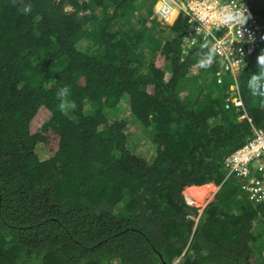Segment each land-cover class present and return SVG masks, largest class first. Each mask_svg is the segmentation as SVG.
Wrapping results in <instances>:
<instances>
[{"label":"trees","instance_id":"trees-1","mask_svg":"<svg viewBox=\"0 0 264 264\" xmlns=\"http://www.w3.org/2000/svg\"><path fill=\"white\" fill-rule=\"evenodd\" d=\"M239 1L259 40L221 78L214 56L199 66L209 51L183 48L184 13L151 20L157 0H0V264H264V204L227 163L264 129L246 87L264 0ZM208 184L200 214L183 192Z\"/></svg>","mask_w":264,"mask_h":264},{"label":"built area","instance_id":"built-area-1","mask_svg":"<svg viewBox=\"0 0 264 264\" xmlns=\"http://www.w3.org/2000/svg\"><path fill=\"white\" fill-rule=\"evenodd\" d=\"M158 4L157 17L163 22L170 21L178 10L183 11L190 27L185 43L210 47L234 77L259 40V27L246 3L239 0H160ZM238 13L247 18L245 23L229 19ZM232 104L237 111L244 107L240 94L232 97ZM227 163L232 177L245 179L242 189L251 200L264 204V130H255ZM257 172L261 175L257 176Z\"/></svg>","mask_w":264,"mask_h":264},{"label":"clouds","instance_id":"clouds-1","mask_svg":"<svg viewBox=\"0 0 264 264\" xmlns=\"http://www.w3.org/2000/svg\"><path fill=\"white\" fill-rule=\"evenodd\" d=\"M159 1L160 0H157V2L155 3V5L153 7V15H152L151 20H155L157 23H160L162 25H173L176 22V20L179 18L180 14L184 13V12L181 11V10H178L177 13L174 14L173 18L170 21H168V22L160 21L158 19V17H157V13H156L157 9H158ZM26 11L30 12L31 11V7L26 9ZM229 19L230 20H236L239 23H245L247 18H245L243 16V13H238V14H236L234 16H230ZM182 41L184 42L183 43V48H190V47L200 48V47H202L201 44L195 45V46H191V45L186 44L185 43V38H183ZM201 49L202 50H207L206 52L209 51V53H208L206 58L204 57V58H202L199 61V66L203 67V68L209 67L211 65V63H212V59H213V56H214L216 60H220L218 62V64H216V65H218L219 69L215 73V75L216 76L219 75L218 77L223 78L224 74H226L224 71H226V70L221 65L222 64L221 59L214 53V51L210 47L201 48ZM257 67L259 68L258 73H254V74L251 75L250 79H248V81L246 82V87L248 88L250 94L253 97H258L259 98L260 106L262 108H264V53H261L257 57ZM56 96H57V99L60 101V103L58 105V108H59V110L62 113H66L69 110H75L77 108L76 102L73 101V100H69L68 99V97L70 96V88L68 86H64L62 88H59L57 90ZM239 111H243V108L240 109ZM241 117H240L241 120L244 119V118H241ZM232 178L235 179L238 182L236 177H232ZM189 205H191V204H189Z\"/></svg>","mask_w":264,"mask_h":264},{"label":"rangeland","instance_id":"rangeland-1","mask_svg":"<svg viewBox=\"0 0 264 264\" xmlns=\"http://www.w3.org/2000/svg\"><path fill=\"white\" fill-rule=\"evenodd\" d=\"M152 18V17H151ZM174 20V19H173ZM172 20V21H173ZM225 77H227V74H225ZM121 114H126V112L125 111H121ZM132 119H134V118H132ZM129 121L130 122H132V120H131V118H129ZM130 126H133V125H130ZM129 134H131V138H132V141L131 142H128V146H129V149H133V146H134V141L135 140H137V137H138V133H137V128L136 127H132L131 128V130H130V132H129ZM133 135H134V137L135 138H133ZM145 142H147V140H145V139H143L142 140V142H141V144H145ZM148 145V144H147ZM132 151V150H131ZM150 151V150H149ZM153 153H151V152H149V153H146L145 154V157H147V158H152L153 157ZM205 187H207L208 188V190H209V192L206 194V196H205V198L204 199H202V201H201V203L199 204V205H195V203H193V201L192 200H189V198H190V196H189V194H190V187H198V186H190V187H186L185 189H184V192H183V194H184V196H185V199H186V201L189 203V204H191V206H193V207H196V208H199V212H200V214L202 213V211H203V209L208 205V204H210V203H214V202H217V196L216 195H218V192L220 191V186H217V185H215V184H208V185H204ZM200 187H202V186H200ZM204 187V188H205ZM201 189H203V188H201ZM191 199V198H190ZM228 207H230L231 209H236L237 208V205H235V204H229L228 205ZM232 211H234V210H232ZM231 214H233V212L231 213ZM264 225V224H263Z\"/></svg>","mask_w":264,"mask_h":264},{"label":"bare ground","instance_id":"bare-ground-1","mask_svg":"<svg viewBox=\"0 0 264 264\" xmlns=\"http://www.w3.org/2000/svg\"><path fill=\"white\" fill-rule=\"evenodd\" d=\"M204 187L205 186L189 188L191 190L189 194L191 199L189 198V200H192L193 203H195V205L196 204L199 205L202 199H204L206 194L209 192L208 188L207 187L204 188Z\"/></svg>","mask_w":264,"mask_h":264},{"label":"crops","instance_id":"crops-1","mask_svg":"<svg viewBox=\"0 0 264 264\" xmlns=\"http://www.w3.org/2000/svg\"><path fill=\"white\" fill-rule=\"evenodd\" d=\"M242 112H244L243 116L247 117V116H246V111H245L244 107H243V111H242ZM261 130H264V129H261ZM254 131H255V130H254ZM254 131H253V132H254ZM238 184H239V183H238ZM245 184H246V183L244 182L243 184L239 185V186H240V190H241V192H242L244 195H246V197H248V199L251 201L250 195H249L247 192H244L243 189H242V186L245 185Z\"/></svg>","mask_w":264,"mask_h":264}]
</instances>
